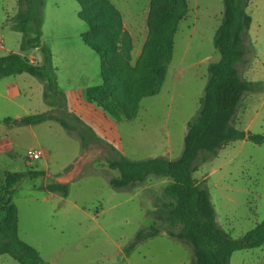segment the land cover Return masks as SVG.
Returning <instances> with one entry per match:
<instances>
[{
  "label": "rangeland",
  "instance_id": "rangeland-1",
  "mask_svg": "<svg viewBox=\"0 0 264 264\" xmlns=\"http://www.w3.org/2000/svg\"><path fill=\"white\" fill-rule=\"evenodd\" d=\"M111 1L121 6L122 12L146 21L144 10L150 0ZM186 2L188 13L179 23L160 93L144 98L137 117L126 121L122 114L112 117L118 111L108 100L95 102L97 105L92 101L101 95L100 57L82 40L88 26L78 16L79 4L75 0H44L42 40L52 50L68 110L130 160H176L182 155L188 123L200 110L209 65L220 60L214 36L223 19V0ZM17 12L18 0H0V56L20 52L22 34L11 29ZM247 12L252 25L239 70L256 88L244 95L235 125L264 136V0L251 2ZM146 25L126 23L135 37L128 31L135 44L133 65L148 38ZM25 55L32 60H36L33 56L41 58L36 49ZM43 92V84L27 73L0 80V185L9 172L46 173L36 179L26 177L16 187L13 201L18 211V238L33 247L46 264H191V249L169 237L164 223L158 226V236L130 249L138 232L154 224L152 212L166 202L163 191L168 179L150 176L135 188L114 189L110 180L119 172L109 168L108 159L117 153L108 146L91 143L83 152L81 141L53 121L36 126L5 123L6 118L18 120L48 112ZM99 110L109 114L107 120L98 117ZM30 149L42 152V158L30 159ZM202 157L194 178L205 182L220 226L239 238L264 221V145L235 141L216 157L205 162ZM53 182L69 183V196L48 192L45 187ZM11 239L10 228L0 235L4 242ZM0 264L18 263L1 256ZM231 264H264V246L235 252Z\"/></svg>",
  "mask_w": 264,
  "mask_h": 264
},
{
  "label": "trees",
  "instance_id": "trees-1",
  "mask_svg": "<svg viewBox=\"0 0 264 264\" xmlns=\"http://www.w3.org/2000/svg\"><path fill=\"white\" fill-rule=\"evenodd\" d=\"M75 1L80 6L79 18L88 26V31L81 35L82 40L100 57L101 95L97 94L99 100L95 102L108 100L126 121H132L138 115L141 101L158 95L163 87L173 57L175 36L179 23L187 16L188 4L186 0H150L148 38L133 65L132 39L113 2ZM254 1L223 0V19L214 36L220 60L209 65L200 110L188 123L184 150L176 160L166 157L130 160L99 137L75 112L68 110L66 94L57 81L52 50L42 40L44 0H18L11 29L22 34L20 52L0 56V80L24 73L37 78L44 86L43 97L50 110L18 120L6 118L5 123L36 126L53 121L81 141L83 152L91 143L108 146L117 153L108 159L109 168L119 172L118 177L110 180L114 189L135 188L150 176L169 180L163 191L166 202L152 212L154 224L138 232L130 249L158 236L161 233L158 226L164 223L169 237L191 249V264H231L235 252L264 246V221L234 238L218 223L209 190L204 181L194 178V173L201 156L205 162L232 142L264 145L263 135L243 131L235 125L244 95L256 88L239 70L247 53L245 41L252 25L247 8ZM33 49L40 52V62H33L25 55ZM42 176H46L45 171L9 172L4 185H0V235L10 228L13 236L9 242L0 240V257L9 256L18 264H46L33 247L18 238V211L13 201L16 187L23 179ZM45 188L65 198L70 193L69 183L53 182Z\"/></svg>",
  "mask_w": 264,
  "mask_h": 264
},
{
  "label": "crops",
  "instance_id": "crops-1",
  "mask_svg": "<svg viewBox=\"0 0 264 264\" xmlns=\"http://www.w3.org/2000/svg\"><path fill=\"white\" fill-rule=\"evenodd\" d=\"M114 4V3H113ZM115 5V4H114ZM118 9H119V11L121 12V15H122V18H123V24H124V27L125 28H127L126 27V23L127 22H130V23H137V24H139V26H141L142 28H143V26L144 25H146L147 24V18H148V14H149V8H150V6H149V8H146L144 11H145V18L144 19H146V21L144 20L143 21V23H142V21H141V19L140 18H138L136 15H134V14H132L131 12H129V11H126V13H124V12H122V8H121V6H119V5H115ZM146 28L148 29V27H147V25H146ZM128 29V28H127ZM126 29V30H127ZM127 31H129V33L131 34V36H132V38H135L134 36H133V34H132V31L130 30V29H128ZM148 31V30H147ZM147 37V36H146ZM134 44V43H133ZM134 51H135V44H134V47H133V51H132V56H133V54H134ZM141 54V50L139 51V54H138V56ZM27 56V55H26ZM138 56H137V58H138ZM28 57V56H27ZM134 57V56H133ZM31 61H33V62H40L41 61V58L39 59L38 57H36V56H33V58H35L36 60H32V56L31 57H28ZM137 58H135V60L137 59ZM88 96H89V94H88ZM88 96H87V98H88ZM93 103L94 104H96L97 105V103H95V101H93ZM75 107H76V103H75V105H74ZM100 109H104L101 105H100ZM105 113H106V111H104ZM97 114H99L98 115V117L99 118H101L102 116H105V119L107 120V117L109 116V114H107V115H104L103 113H101V111L99 110L98 111V113ZM121 113H119L118 112V115L116 116V115H114V116H112V117H119V115H120ZM97 117V116H96ZM97 122H99V119L96 121V122H93L92 123V125H94L95 123H97Z\"/></svg>",
  "mask_w": 264,
  "mask_h": 264
},
{
  "label": "built area",
  "instance_id": "built-area-1",
  "mask_svg": "<svg viewBox=\"0 0 264 264\" xmlns=\"http://www.w3.org/2000/svg\"><path fill=\"white\" fill-rule=\"evenodd\" d=\"M27 155L32 160H38L41 159L43 156L42 152H34L33 150H28Z\"/></svg>",
  "mask_w": 264,
  "mask_h": 264
}]
</instances>
